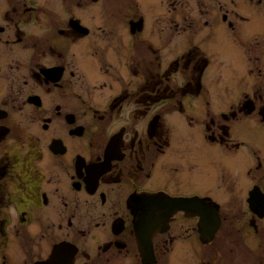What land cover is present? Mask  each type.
Listing matches in <instances>:
<instances>
[{
  "label": "flooded vegetation",
  "instance_id": "flooded-vegetation-1",
  "mask_svg": "<svg viewBox=\"0 0 264 264\" xmlns=\"http://www.w3.org/2000/svg\"><path fill=\"white\" fill-rule=\"evenodd\" d=\"M0 264H264V0H0Z\"/></svg>",
  "mask_w": 264,
  "mask_h": 264
},
{
  "label": "water",
  "instance_id": "water-1",
  "mask_svg": "<svg viewBox=\"0 0 264 264\" xmlns=\"http://www.w3.org/2000/svg\"><path fill=\"white\" fill-rule=\"evenodd\" d=\"M52 259H54V255L52 256Z\"/></svg>",
  "mask_w": 264,
  "mask_h": 264
}]
</instances>
